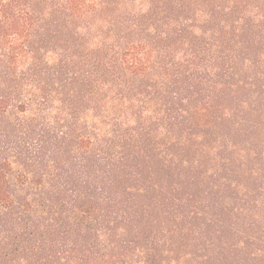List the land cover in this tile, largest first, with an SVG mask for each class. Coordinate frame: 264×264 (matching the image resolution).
I'll use <instances>...</instances> for the list:
<instances>
[{"label":"trees","instance_id":"1","mask_svg":"<svg viewBox=\"0 0 264 264\" xmlns=\"http://www.w3.org/2000/svg\"><path fill=\"white\" fill-rule=\"evenodd\" d=\"M97 2L0 0V264H264V0Z\"/></svg>","mask_w":264,"mask_h":264},{"label":"rangeland","instance_id":"2","mask_svg":"<svg viewBox=\"0 0 264 264\" xmlns=\"http://www.w3.org/2000/svg\"><path fill=\"white\" fill-rule=\"evenodd\" d=\"M180 6L183 4L181 0H98L97 6L91 9V11L84 16L83 19H76L75 22L78 25H82L83 31H85V37L94 41L96 37L103 38V33L105 32V27L108 22L125 23L126 24H141L146 23L148 20L155 21L157 24L164 25L167 23V17L165 15L159 16L160 10H166L171 6L176 4ZM171 20V19H170ZM83 43V42H82ZM94 49V47H93ZM83 51H90V46L85 42ZM66 59H72L73 56L68 58L66 52L63 53ZM79 57H87V55L82 54ZM76 57L78 62L80 58ZM88 59V57H87ZM84 106L89 105V99H85L82 103ZM87 108H82V112L76 116L74 123H69L72 125V129L75 132L88 128L89 120L86 117ZM45 114H43L44 116ZM69 116L64 110V105L61 103H56V109L54 113L46 116L45 124L53 129H60L63 125H66ZM53 149H50V156H53ZM56 157V155H54ZM76 158H69L67 160H58V169L61 175L65 172L72 171L77 173L79 167L75 162ZM87 173H84L86 175ZM61 175L58 177L60 179Z\"/></svg>","mask_w":264,"mask_h":264}]
</instances>
